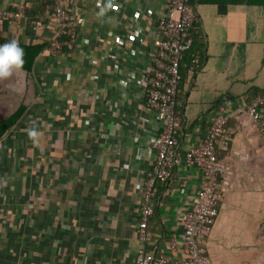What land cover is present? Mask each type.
Masks as SVG:
<instances>
[{
    "label": "crops",
    "instance_id": "obj_1",
    "mask_svg": "<svg viewBox=\"0 0 264 264\" xmlns=\"http://www.w3.org/2000/svg\"><path fill=\"white\" fill-rule=\"evenodd\" d=\"M39 1L0 0V9H26L19 22L0 24V34L47 44L56 26L47 19L41 29L32 28ZM63 2L77 22L76 46L58 57L39 55L30 127L19 132L25 127L21 119L0 140V264H136L142 189L160 128L144 108L143 72L152 26L167 0ZM195 7L204 61L177 92L180 105L181 89L187 91L178 153L183 157L204 139L224 105L230 114L227 138L216 148L225 187L215 223L203 236L207 264H258L264 245V137L246 105L264 91V4L199 0ZM125 35L133 41L118 45ZM115 52L118 75L110 58ZM13 160L19 169H9ZM202 179L199 169L181 163L166 184H155L147 251L158 256L168 253L172 241L180 245L181 216ZM180 258L178 252L174 259Z\"/></svg>",
    "mask_w": 264,
    "mask_h": 264
},
{
    "label": "built area",
    "instance_id": "obj_2",
    "mask_svg": "<svg viewBox=\"0 0 264 264\" xmlns=\"http://www.w3.org/2000/svg\"><path fill=\"white\" fill-rule=\"evenodd\" d=\"M52 4L42 16L37 17L32 28L41 29L45 20L56 26V35L43 52L58 57L76 46V25L68 13L63 0H41ZM117 5L115 8H118ZM25 7L0 9V24H14L25 16ZM195 5L188 0H167L165 9L152 26V48L147 68L143 72L144 108L153 112L160 122V128L152 139L151 147L156 151L152 169L147 173L142 189L140 215L136 228L138 246L135 251L136 264H207V248L203 236L210 232L218 215L217 204L225 187L223 174L225 166L219 160L216 148L218 140L227 138L225 126L229 112L222 105L209 127L204 139L190 147L183 157L178 153V134L183 123V107H177L176 96L182 77L179 70L183 55L190 50V31L197 20ZM134 39L125 35L117 40L118 45L129 44ZM115 62L113 74L119 73V52L110 55ZM246 110L259 133L264 137V93L255 95L246 105ZM184 163L187 167L199 169L203 175L192 205L181 216L182 238L178 246L174 240L168 253L156 256L146 250L151 240L149 220L153 215V188L157 182L166 184L176 167ZM180 252V259L175 255Z\"/></svg>",
    "mask_w": 264,
    "mask_h": 264
},
{
    "label": "trees",
    "instance_id": "obj_3",
    "mask_svg": "<svg viewBox=\"0 0 264 264\" xmlns=\"http://www.w3.org/2000/svg\"><path fill=\"white\" fill-rule=\"evenodd\" d=\"M198 1L199 0H188V3L191 5H196ZM232 1L237 2L239 0ZM241 2L247 4H264V0H241ZM48 7H52V4L40 0L33 7L32 19L35 20V16H42ZM12 39L15 38H11L9 36L4 37L0 34V44H4ZM16 40L24 49L25 62L22 70L14 71L12 73L15 76L14 82H17L19 80V84L16 83L17 85L16 87H14L15 91H12V93L16 95L15 104L13 105V107L7 108L8 112H5L4 114H2V112L0 113V140L4 138L8 134V132L12 128H14L21 119L25 117V115L29 113L31 103L33 99H35V96L37 94L35 81L32 75L33 67L35 65L36 59L39 57V55L42 54L46 47L45 43L31 44L23 42L19 38ZM188 40L190 42V50L183 55L179 65L182 82L188 77V75L194 77L196 72L202 67L204 61L205 41L203 34L199 28L198 17L194 23L193 29L190 31V37L188 38ZM179 89L180 86L178 90ZM262 93H264V91ZM186 95L187 91H182L181 89L180 99H182V101L180 105L177 104V107H183L184 109Z\"/></svg>",
    "mask_w": 264,
    "mask_h": 264
},
{
    "label": "rangeland",
    "instance_id": "obj_4",
    "mask_svg": "<svg viewBox=\"0 0 264 264\" xmlns=\"http://www.w3.org/2000/svg\"><path fill=\"white\" fill-rule=\"evenodd\" d=\"M15 80V76L14 74H12L11 76L5 78L3 81L0 80V113L2 112V114H4L5 112H8V107H13V105L15 104V100H16V95L14 93H12V91H15V88L17 84H19V80L17 82H14ZM3 82V83H2ZM17 83V84H16ZM15 97V98H14ZM35 101V99H33L32 103ZM31 103V104H32ZM7 110V111H6ZM32 113H28L27 115H25V117L22 119L23 122H21L22 124H20V126H25L27 125L28 128L30 127V118H31V115ZM26 118L28 119L27 121ZM19 126V127H20ZM27 126H25L24 128H20L19 129V132H23L25 130V128H27ZM24 129V130H22ZM31 132V131H30ZM29 132V133H30ZM14 133H12L11 135H13ZM28 165V164H27ZM27 165H24L22 167V170H24L25 167H28ZM30 165V164H29ZM9 169H19V165L17 162H15L14 160L11 161L9 163ZM262 236L264 238V226H263V233H262ZM263 249V250H262ZM260 250V254L258 255L257 259H258V262L261 261L260 263L258 264H264V245H263V248Z\"/></svg>",
    "mask_w": 264,
    "mask_h": 264
},
{
    "label": "clouds",
    "instance_id": "obj_5",
    "mask_svg": "<svg viewBox=\"0 0 264 264\" xmlns=\"http://www.w3.org/2000/svg\"><path fill=\"white\" fill-rule=\"evenodd\" d=\"M24 62V49L16 39L0 44V79L11 76L14 71L22 70ZM36 134L35 130L30 132L31 136Z\"/></svg>",
    "mask_w": 264,
    "mask_h": 264
}]
</instances>
